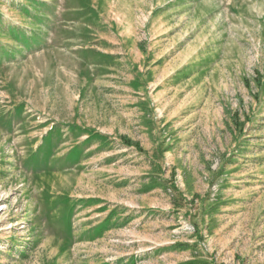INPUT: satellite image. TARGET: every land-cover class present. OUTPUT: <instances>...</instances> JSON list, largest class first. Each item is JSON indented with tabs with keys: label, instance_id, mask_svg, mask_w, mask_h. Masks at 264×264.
I'll use <instances>...</instances> for the list:
<instances>
[{
	"label": "rangeland",
	"instance_id": "374dc122",
	"mask_svg": "<svg viewBox=\"0 0 264 264\" xmlns=\"http://www.w3.org/2000/svg\"><path fill=\"white\" fill-rule=\"evenodd\" d=\"M0 264H264V0H0Z\"/></svg>",
	"mask_w": 264,
	"mask_h": 264
},
{
	"label": "trees",
	"instance_id": "16d2710c",
	"mask_svg": "<svg viewBox=\"0 0 264 264\" xmlns=\"http://www.w3.org/2000/svg\"><path fill=\"white\" fill-rule=\"evenodd\" d=\"M127 145H131L130 142L128 141V143H126Z\"/></svg>",
	"mask_w": 264,
	"mask_h": 264
},
{
	"label": "bare ground",
	"instance_id": "6f19581e",
	"mask_svg": "<svg viewBox=\"0 0 264 264\" xmlns=\"http://www.w3.org/2000/svg\"><path fill=\"white\" fill-rule=\"evenodd\" d=\"M183 70V69H182Z\"/></svg>",
	"mask_w": 264,
	"mask_h": 264
}]
</instances>
